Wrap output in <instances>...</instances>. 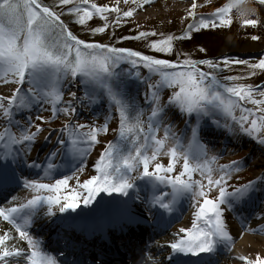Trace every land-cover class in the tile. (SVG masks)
I'll use <instances>...</instances> for the list:
<instances>
[{
    "label": "snow or ice",
    "instance_id": "snow-or-ice-1",
    "mask_svg": "<svg viewBox=\"0 0 264 264\" xmlns=\"http://www.w3.org/2000/svg\"><path fill=\"white\" fill-rule=\"evenodd\" d=\"M122 2L131 7L123 10L121 0L112 5L93 0H0V85L14 86L10 95H0V119L4 122L0 131V190L22 187L31 194L19 203L13 196L8 201L11 206L0 207V219L18 234V239L12 231L0 234V264H66L30 234L41 213L48 217L77 213L81 205L90 207L101 193L128 197L130 190L138 187L137 180L150 186L148 211L162 210L160 218L163 213H173L182 200H188L193 209L191 228H180L178 232L184 235L168 245L170 264H214L202 254L214 256L221 246L231 251L236 243L225 212L251 205L257 193H264V173L240 186L231 184L246 162L220 164L224 153L213 152L201 139L203 127L214 125L233 137L246 136L264 145V84L241 83L264 74V53L252 62L227 56L194 59L175 50V42L190 41L194 33L231 28L234 13L241 27L256 28L264 23V13L251 5L264 7V0H228L200 15L197 10L207 5L191 0L185 17L191 22L180 35L138 31L116 41L159 37L148 42L149 51L175 59L86 41L64 19L68 17L72 24L84 28L99 18L103 25L88 28L91 35L105 34L111 28L114 36L125 21L156 0ZM198 51L206 53L203 47ZM234 65H244L248 71L224 75ZM73 86L82 94L73 91ZM93 109L102 110V123L96 122L101 113ZM84 110L92 111V122L80 121ZM41 111L51 115L45 118L37 114L35 121L40 123H35L32 114ZM61 117L65 118L62 126L52 130L57 133L55 144L59 147L43 162L28 163L33 146L45 131L41 125ZM178 117L184 122L179 132L173 123ZM113 122L116 126L111 128ZM110 130L115 139L105 144L94 162L96 175L81 183L78 174L84 172L100 137ZM164 156L167 165L159 162ZM57 157L61 165L56 163ZM62 166L72 175L62 173ZM25 167L39 169L43 175L38 172V179L25 178L20 171ZM71 180L76 181L74 187ZM161 186L170 191H162ZM120 207L126 223L138 222L127 201ZM260 211L264 213V208ZM80 215L62 216L59 223L72 227ZM255 218L264 221V215ZM241 227L244 232L264 234V226L252 228L246 218H241ZM236 259L243 264H264L261 255H238Z\"/></svg>",
    "mask_w": 264,
    "mask_h": 264
},
{
    "label": "bare ground",
    "instance_id": "bare-ground-1",
    "mask_svg": "<svg viewBox=\"0 0 264 264\" xmlns=\"http://www.w3.org/2000/svg\"><path fill=\"white\" fill-rule=\"evenodd\" d=\"M225 48L229 49L227 46ZM45 137L41 138V143H37L36 147L32 149L33 151L28 157V163L33 161L41 163L45 160L49 152L53 151L49 147L50 139L45 140ZM97 159L98 158H91L89 161L94 164ZM56 163L61 165L62 162L59 157H57ZM20 171L25 178L31 176L39 177L43 175V172L39 169H28L25 167ZM60 171L64 172L68 171V169L62 166ZM38 172L39 176L37 175ZM258 174L259 173H257V175ZM16 189H18V187L10 191L0 190V207L11 206L8 204V201L11 200L13 196L20 194L15 191ZM151 195L152 192H142L136 188L130 190L128 197L120 196L115 193L112 196H109L107 193H101L96 197V200L90 207H83L77 212L81 215L78 218L77 223L70 227L71 231L66 226L62 227L59 221L62 216L75 217L77 216V213H65L58 217H47L46 215L41 214L35 221L36 225L32 226L29 231L36 239H39L42 234L48 235L50 232L56 231L55 235L52 236L49 241H47L48 236L43 237L44 239L42 241H47L45 247L48 251H57L59 250L58 247L63 249L66 254L60 255L59 260L66 261V264H73L74 257L79 264H89L88 262H85V259L91 258H95L96 262L103 261V264H120L121 262H119V259L122 261L123 256L127 257V260L124 262L125 264L130 261V258L131 261L133 263L136 262V264H170L168 257L171 253V249L168 248V245L184 235L183 233L178 232L180 228H191L193 209L187 210V200H182L176 206L173 213H163V217L160 218L162 210L153 209L152 211H148V201L151 199ZM138 196L139 198H137ZM123 201H127L131 211L137 215L138 222L134 223L136 225L125 226L128 223H126L124 218L119 216L122 214L124 217V212L121 211L120 207L121 202ZM261 201H264V193H257L253 204L246 205L243 208H237L235 212H225L229 231L236 240L235 246L231 250V257L237 262L243 263L236 259L238 255H245L250 258H254L256 255L264 256V234L244 232L241 227V218H246L252 228L264 226V221L255 218L257 215H264V213L260 211L261 208H264V204H262ZM244 209H247V213H245ZM116 211L121 213L117 215ZM108 214L113 215L105 220H92L96 216L105 217V215ZM142 218H145L150 226L155 224V234L153 237L141 236L140 241L143 242V245L140 247L139 245H136V242L142 232L141 226L144 227L141 222ZM115 220H118L119 222L117 221V224H112ZM109 223H111V225L102 230L105 225ZM123 224L125 225L123 226ZM132 226L137 227L134 228ZM147 226L149 225H146V227ZM4 230L12 231L14 235H17L18 239V234H15L14 230H12L6 222L0 219V234H2V231ZM166 230L167 235L158 237L159 233ZM68 231L69 233L67 234ZM99 231L101 233L104 232L105 236L104 234H100ZM72 234L73 238L80 246H76V243H73V241L69 242ZM83 234L86 236V243H82V239H79L80 237H84ZM61 239H64L63 243L60 241ZM20 244L21 246L26 247L24 242H20ZM221 248L222 246L214 256L208 257L206 254H202V256H204L205 259H211L213 261L215 256L221 252ZM70 257L73 259H70ZM133 258L135 260H132ZM185 259L189 258L185 257ZM190 259L195 261L198 260L199 257H191ZM232 262L233 261H231V263Z\"/></svg>",
    "mask_w": 264,
    "mask_h": 264
},
{
    "label": "rangeland",
    "instance_id": "rangeland-1",
    "mask_svg": "<svg viewBox=\"0 0 264 264\" xmlns=\"http://www.w3.org/2000/svg\"><path fill=\"white\" fill-rule=\"evenodd\" d=\"M47 1L48 3H52V0H47ZM93 2L99 5H105V4L112 5L115 3V0H93ZM226 2H228V0H211L210 3L209 0H197L198 4L207 5L206 7H201L197 10L198 15L207 14L213 11L217 6H220ZM120 6L123 10H127L128 7H131V5H124L122 0ZM190 6H191V0H156V2L151 6H146L144 10L138 11L133 18L125 21L124 24L130 26L132 29L131 32H135V33H137L138 31H156L157 33H163L164 35H168V34L180 35L182 31L186 28L187 24L191 22L190 20L185 19V17L187 16V10L190 8ZM251 6L255 7L258 13H264V7L260 6L259 4H252ZM65 18L70 20V18L68 17ZM261 18L264 19V16H262ZM92 21L90 22L91 25H93ZM94 25L95 27H98L96 24ZM72 30L74 33L77 32L75 34H77L81 39H84L86 41H95L100 43L112 44L108 39L104 37V34L97 36L91 35L89 39H87L88 37L83 35L81 32H79V30L77 31L75 27L72 28ZM253 35L258 36L259 39L255 41L252 40L251 37ZM158 38L159 37H150V39L147 42ZM141 42L142 41H138V43ZM226 46L229 49H226L225 48ZM136 47L139 48L141 46L136 45ZM201 47L206 49V53H200L198 51L199 48ZM175 50L176 52L188 53L194 59H201L203 57H206L208 59H216V58H224L225 56H227V57H234L237 59H244L255 62L256 59L259 57V55L261 53H264V23L260 24L256 28L241 27L240 21L238 18L235 17V13H234V22L231 28L220 29L216 31H207V32H203L202 34L194 33L193 39L190 41L175 42ZM160 58H164V57H160ZM144 71L146 72V70ZM247 71L248 69L244 65H234L232 66L231 69L225 70L224 75L245 74ZM244 82L247 84H252L253 86L264 84V74H258L251 79L241 81V83ZM13 88H14L13 85H0V95H5V96L10 95ZM72 90L77 91L78 95L82 94V92L79 91L75 86L72 87ZM141 93H143V87H141ZM65 99H67V95L65 96ZM247 106L253 107L252 105H247ZM93 110L101 113L99 120H97L96 122L102 123L103 122L102 110L100 109H93ZM37 114L42 115L45 118H49L51 115L49 111L34 112L32 114V118L35 123H40L39 121H35V115ZM93 119L94 117L92 115V111L90 110H84L83 114L80 117V121L82 123L92 122ZM64 121L65 118L61 117L60 119L54 121L50 125L42 124L41 127L45 128V131L38 137L36 144L33 146V148L36 147L37 143H41L40 141L41 138L45 136H49V133L52 132L53 129L58 130L62 126ZM174 121L178 122L176 123L175 128L176 131L179 132L178 127L179 124L183 121V119L178 117ZM3 124H4L3 120L0 119V131L3 130ZM115 126L116 124L115 122H113L110 127L114 128ZM161 135H163L162 132ZM56 137H57V133L52 132L50 136L49 147L53 151L55 150L56 147H59L58 145L55 144ZM114 139H115V135L111 130L109 131L107 136L100 137V141H101L100 144L96 145V147L91 152L90 156L87 158L84 172L78 174L81 183L87 180L88 178H90L91 176L96 175L93 169V163L90 162L89 160H91V158H98L100 152L103 151L105 144L108 141ZM201 139L204 143L209 145V147L212 149L213 152L224 153L223 157L219 161L220 164H229L232 161L246 162L247 166L241 172L233 176L232 180L230 181L231 184L235 186H240L244 183H247L248 181L256 180L257 177H259L262 173H264V168L261 167V164L264 163V145H260L258 143L257 145H255L254 144L255 140L246 136H241L239 138L233 137L231 135H228V133H226L224 130L217 129L214 125H208L203 127L201 132ZM219 146L223 147V149H225L226 147V151L222 150L217 152V148ZM249 146H251V148H249ZM32 151L33 150H31V152ZM159 162L167 165L168 158L166 156L161 157ZM179 167L180 166L178 165L177 170H179ZM62 173H65L69 176L72 175L71 170L64 171ZM257 173L259 174L257 175ZM29 178L38 179L39 177L31 176ZM56 178H61V177L57 176ZM195 178L199 179L198 176ZM44 182L47 183L50 181L45 180ZM69 183L70 186L74 187L76 181L71 180ZM136 183L138 184L140 183L139 185H141V183L143 182L141 180H137ZM161 190L170 191L168 190V188H164L163 186H161ZM17 193H20L18 195H15L19 198L16 201L17 203L23 201L25 197L30 198L31 195L27 190L22 189V187L17 191ZM212 195L214 196L215 193H213ZM82 208L83 205H81V208L77 209V211L81 210ZM190 209L192 208L190 207V202L187 200V210ZM41 214L44 215L43 213ZM165 235H167V230L163 231L162 233H159L158 237ZM221 250L222 253L221 255L219 254V259L214 264H243L241 262H237L235 259H233V257H231L232 251L224 248L223 246ZM231 261L233 262L231 263Z\"/></svg>",
    "mask_w": 264,
    "mask_h": 264
},
{
    "label": "trees",
    "instance_id": "trees-1",
    "mask_svg": "<svg viewBox=\"0 0 264 264\" xmlns=\"http://www.w3.org/2000/svg\"><path fill=\"white\" fill-rule=\"evenodd\" d=\"M48 2V1H47ZM65 18V17H64ZM95 20V21H94ZM65 21L66 22H68L69 24H70V27L71 28H76L77 29V31L79 30V32H81L83 35H85V36H87L88 38L87 39H89V37L91 36V33H90V31L88 30V28H94L95 27V25L94 24H96L98 27L99 26H102L103 25V21L102 20H100L99 18H94L93 19V21H92V24L93 25H91L90 24V22H89V25L87 26V27H84V28H82L81 26H79V25H75V24H72L71 23V20H69V19H66L65 18ZM131 27L130 26H127L126 24H123V26L122 27H119V28H117L116 30H115V35L113 36L112 35V29L110 28L105 34H104V37L106 38V39H108L113 45H115V46H117V47H126V48H130V49H133V50H138V51H141V52H143V53H145V54H152V55H157L158 56V58H160V57H162V56H160V54H156V53H151L150 51H149V49L147 48V44H148V42L147 41H142L141 43H138V41H136V40H126V41H124L123 43H119V44H117L116 43V41L119 39V38H121V37H124V36H132V35H136L137 33H135V32H131ZM75 33H77V32H75ZM150 39V38H149ZM136 45H140L141 47H136ZM134 47H136V48H134ZM164 58H168V59H175V56H172V57H164ZM206 57H203V58H201V59H205ZM206 59H208V58H206ZM245 83V82H244ZM177 123V122H176ZM176 123H175V125H176ZM254 144L255 145H257V142L255 141L254 142Z\"/></svg>",
    "mask_w": 264,
    "mask_h": 264
}]
</instances>
